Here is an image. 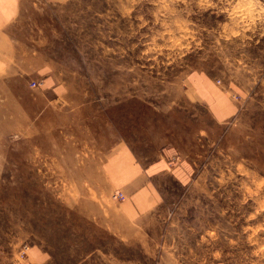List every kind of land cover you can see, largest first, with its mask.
<instances>
[{
    "label": "rangeland",
    "instance_id": "374dc122",
    "mask_svg": "<svg viewBox=\"0 0 264 264\" xmlns=\"http://www.w3.org/2000/svg\"><path fill=\"white\" fill-rule=\"evenodd\" d=\"M11 27L51 78L0 57V264H264V0H26ZM117 139L186 180L129 216L97 170Z\"/></svg>",
    "mask_w": 264,
    "mask_h": 264
},
{
    "label": "crops",
    "instance_id": "0c3cea01",
    "mask_svg": "<svg viewBox=\"0 0 264 264\" xmlns=\"http://www.w3.org/2000/svg\"><path fill=\"white\" fill-rule=\"evenodd\" d=\"M24 2L26 0H0V48L11 49L9 55L0 54V57L13 59V66H17L16 73L24 76L32 74L35 77L32 80H43L46 83L51 77L42 56L36 51H28L25 45L16 42L8 32L9 29H14L11 25L23 9ZM195 90L197 97L208 107L215 120L225 119L235 113L227 99L204 79L196 84ZM50 91L58 94L57 90ZM97 170L111 194H123L124 200L119 202L118 207L129 216L149 212L159 204L158 195L162 193L163 178H172L181 183L187 177L183 166L174 163L165 153L144 163L127 145L119 143V139L102 151Z\"/></svg>",
    "mask_w": 264,
    "mask_h": 264
},
{
    "label": "built area",
    "instance_id": "2783aa9c",
    "mask_svg": "<svg viewBox=\"0 0 264 264\" xmlns=\"http://www.w3.org/2000/svg\"><path fill=\"white\" fill-rule=\"evenodd\" d=\"M32 87H36V83H32ZM112 199L113 200H116V201H123L124 200V196L121 192H115L113 195H112Z\"/></svg>",
    "mask_w": 264,
    "mask_h": 264
}]
</instances>
